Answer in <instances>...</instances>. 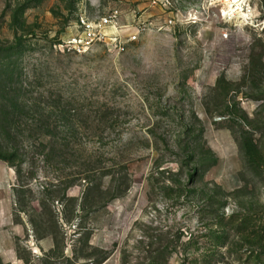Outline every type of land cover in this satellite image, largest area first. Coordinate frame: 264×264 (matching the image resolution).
I'll list each match as a JSON object with an SVG mask.
<instances>
[{
	"label": "rangeland",
	"instance_id": "rangeland-1",
	"mask_svg": "<svg viewBox=\"0 0 264 264\" xmlns=\"http://www.w3.org/2000/svg\"><path fill=\"white\" fill-rule=\"evenodd\" d=\"M142 1L0 0V264H264V25L58 48Z\"/></svg>",
	"mask_w": 264,
	"mask_h": 264
},
{
	"label": "built area",
	"instance_id": "built-area-1",
	"mask_svg": "<svg viewBox=\"0 0 264 264\" xmlns=\"http://www.w3.org/2000/svg\"><path fill=\"white\" fill-rule=\"evenodd\" d=\"M206 10L215 9L221 23L233 27L264 25L256 0H204ZM122 3L121 1H118ZM95 7V2H89ZM98 7V6H97ZM157 9L162 16L159 22L144 16L148 9ZM197 12L190 8L186 12L178 7L177 0H143L142 6L133 7L122 13L120 5H109L102 14L92 15L88 4L81 5L73 22L69 24L59 38L58 48L75 52H84L98 42L121 44V40L130 41L143 31L157 26L158 29H170L183 24H196ZM124 20V21H123ZM123 21V22H122ZM226 37L227 33H223Z\"/></svg>",
	"mask_w": 264,
	"mask_h": 264
},
{
	"label": "crops",
	"instance_id": "crops-1",
	"mask_svg": "<svg viewBox=\"0 0 264 264\" xmlns=\"http://www.w3.org/2000/svg\"><path fill=\"white\" fill-rule=\"evenodd\" d=\"M14 178V173L7 169L4 165H0V184L7 182L10 185V182Z\"/></svg>",
	"mask_w": 264,
	"mask_h": 264
}]
</instances>
